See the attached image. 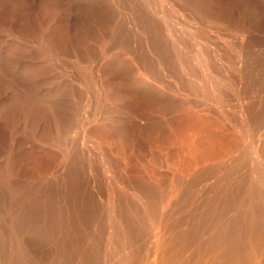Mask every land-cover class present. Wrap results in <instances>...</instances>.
<instances>
[{
    "label": "bare ground",
    "instance_id": "bare-ground-1",
    "mask_svg": "<svg viewBox=\"0 0 264 264\" xmlns=\"http://www.w3.org/2000/svg\"><path fill=\"white\" fill-rule=\"evenodd\" d=\"M188 114L190 139L154 146ZM81 139L115 166L103 231ZM0 240L6 264H264V0H0Z\"/></svg>",
    "mask_w": 264,
    "mask_h": 264
},
{
    "label": "rangeland",
    "instance_id": "rangeland-1",
    "mask_svg": "<svg viewBox=\"0 0 264 264\" xmlns=\"http://www.w3.org/2000/svg\"><path fill=\"white\" fill-rule=\"evenodd\" d=\"M196 124H197V121L194 119L193 116L189 114L184 115V116L175 117L171 121L169 127L163 130L160 138H158L155 141L154 146L157 148L165 149V148H169L174 143L179 144V145L184 144L188 139H190L192 134H194V130L198 128L197 127L198 125ZM203 132H204V135L207 134L206 131L203 130ZM94 137L97 140H102L106 142L109 145V149L111 148L110 149L111 154L116 156L117 158L122 155H125V149L123 145L121 144L120 140L115 135L113 134L110 135L109 132H105L103 131V129L101 130L100 128H97L94 132ZM96 139H81L78 142L79 143L78 149L84 151V153L79 152L80 153L79 155L81 156L82 160L84 159V162L89 160V162H86L90 166V171H91V174L89 173V179H90L89 185H91L90 190H92L93 188V191H94L95 189L94 191L95 193H93V191L91 192V194L93 193L92 198H94L92 200H95L94 205L96 208V213L99 218L98 222L100 223L101 231H103L105 230V225H106L105 224L106 223L105 222L106 207H107L106 200H108V197L110 195L109 194L110 189L108 187H109V183L111 182V179L113 178L115 166H113L111 163L109 164L106 162L104 154L102 155V151L100 150L99 143L97 142ZM144 152L145 153L148 152V146L144 148ZM42 153L44 156L42 155ZM42 153L35 152L34 157L35 156H38V157L33 158L32 161L36 162L37 164L35 163L33 164V162H31L32 165L30 164V166L32 169L29 170V173L27 176L28 180L30 181L31 179V181L33 180V182L35 180V183L37 184L41 182L39 184H42L44 187L48 186L47 188L51 190V192H53V195H57L58 187H60L59 186L60 184L58 183L59 181H61V177H60L61 172L59 170L60 169L59 168V158L57 155L55 156L54 154H53V157H51L52 156L51 153H48V155L50 154V156L45 155L47 154L46 152L45 153L42 152ZM128 154H129V157H126L127 158L126 159L127 169H125L128 174L140 175L142 173L141 167L144 166L146 170H148L151 173L156 174L157 176L163 175L161 172H159L158 168L151 165L150 161L147 158H145L142 161L143 162L142 164L141 162L136 160V158L132 156L129 152ZM47 156L50 157L51 159L50 158L49 160L48 158L46 159ZM54 156L56 159L54 158ZM83 156H85V158ZM81 158H80V161L83 162ZM37 159L39 163H41L42 159H46L45 161H48V163L51 161L50 162L51 164H49L50 166L48 164L44 166L45 164L44 163H43L44 165L39 164L37 162ZM53 161L55 162V164L53 163ZM41 165H43V167ZM47 165L49 168H47ZM207 178L208 179H207L206 184L208 185V188L205 191H207L208 195L211 196L210 201L214 203L216 201L217 195L221 192V188L223 184L220 181H218L213 175H209ZM120 184L121 183L117 182L118 187L120 186L119 188H122V184L121 185ZM128 190L129 192L133 193L132 189H128ZM54 191H55V194H54ZM241 196H243V192H241ZM49 200L51 202L54 201L53 205H55L56 203L55 200H65V198L62 197L61 199L60 198L57 199L55 197H51V199L49 198ZM199 201L205 204L207 200H199ZM230 201L231 202L229 203L231 204V208H233L234 209L233 211H235L237 209L236 207L239 206L238 201L237 200H233V201L230 200ZM101 241H104V233L102 235ZM6 250H7V244L3 240H0V264H6L5 256H2V253H1L2 251H6Z\"/></svg>",
    "mask_w": 264,
    "mask_h": 264
}]
</instances>
